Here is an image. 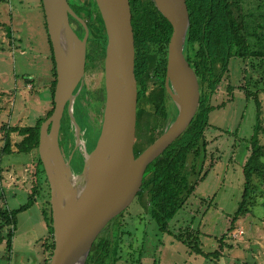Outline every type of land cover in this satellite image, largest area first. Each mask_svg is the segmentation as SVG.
Here are the masks:
<instances>
[{"label":"rangeland","instance_id":"374dc122","mask_svg":"<svg viewBox=\"0 0 264 264\" xmlns=\"http://www.w3.org/2000/svg\"><path fill=\"white\" fill-rule=\"evenodd\" d=\"M88 17L90 30L101 37L99 24ZM44 22L40 0H0V150L2 126L32 125L52 108L49 91L52 62ZM227 68L217 91L210 97L214 109L207 113L208 124L202 131L204 153L196 154L195 146L191 145L177 167L176 182L169 181L171 195L174 191L189 193L176 213L166 217L167 231H160L156 223L163 215L157 210L158 191L149 188L141 189L117 220L121 233L119 255L132 256L139 245L145 248L140 263L132 264H264V180L255 179L258 189L254 206L229 228L243 191L242 168L250 151L255 123V102L251 95L254 92L260 100L258 138L264 144V61L231 57ZM102 78L103 64L87 59L83 87L97 88ZM160 91L158 87L144 139L156 135L167 124V119L153 112ZM88 114L95 129L101 115L94 116L90 111ZM11 135L12 140L16 139L15 133ZM34 153L35 158L21 152L0 157L3 189L0 207L14 209L25 204L38 184L33 202L16 215L11 250L6 249L5 240L0 243V264H44L49 256L45 247V239L48 241L50 235L45 217L50 209L48 185L37 164L35 150ZM153 173L158 181L160 176L156 171ZM172 200L171 196L168 203ZM143 222L149 225L145 233ZM7 229L5 226L1 230L4 236ZM235 230H242V234L233 238ZM186 234L197 236L201 251L221 253V249L222 257L211 260L199 254L197 260L198 253L177 237L181 235L184 239ZM101 237L110 238L111 231L104 230ZM220 238L226 243L221 248ZM124 262L129 264L127 260Z\"/></svg>","mask_w":264,"mask_h":264},{"label":"water","instance_id":"95a60500","mask_svg":"<svg viewBox=\"0 0 264 264\" xmlns=\"http://www.w3.org/2000/svg\"><path fill=\"white\" fill-rule=\"evenodd\" d=\"M91 1L105 39V100L96 130L90 124L87 131L95 133V143L86 149L73 103L84 84L89 17L76 0H41L56 73L52 111L39 125L36 147L48 185L53 240L48 264H85L93 242L139 193L147 169L189 128L209 92V60L192 36L185 0H151L169 24L164 87L176 113L161 131L144 139L157 92L144 32L128 0ZM69 17L81 24V34ZM176 58L183 62L179 84L170 75ZM108 74L114 87L109 110ZM64 112L74 137L71 153L60 143ZM81 146V158L74 159Z\"/></svg>","mask_w":264,"mask_h":264},{"label":"trees","instance_id":"16d2710c","mask_svg":"<svg viewBox=\"0 0 264 264\" xmlns=\"http://www.w3.org/2000/svg\"><path fill=\"white\" fill-rule=\"evenodd\" d=\"M76 1L84 7L88 16L93 18V20L99 24V30L102 33L101 37L98 38L93 31H89L86 58L94 59L95 62L102 64L105 39L94 4L91 0ZM128 1L134 18L144 32L154 60L157 72V89L158 87H161L160 94L156 96L154 101L153 112L157 116L167 119V121L172 120L175 117L176 107L164 87L169 40L168 21L157 10L151 0ZM82 2L86 5L84 6ZM185 3L187 6L192 36L207 53V58L210 64V85L207 100L192 124L178 138V140L172 143L147 169L144 176L141 189L149 188V191H158V196L160 197L157 210H160L163 215L161 219H155L159 226V230L162 232L167 231L166 227L169 219L166 217L176 213L182 204L185 195L189 193L187 192L186 194H183V192L179 193V191H176L175 193L174 191L171 195L169 191L171 190L169 187V181L176 182L177 167L180 165L181 159L187 154L188 148L191 145L195 146L194 152L198 155L205 151L206 143L203 139L202 131L208 124L206 118L207 113L214 109V107L210 105V97L217 91V86L220 84L222 77L228 70V60L231 57H237L243 61L248 59L264 61V0H185ZM69 20L75 21L77 24V33L81 34V24L72 17H69ZM6 36H10L9 29L6 31ZM47 41L52 62L51 74L53 79L50 82L49 91L50 103L51 106H53L52 96L56 73L48 35ZM76 90L77 89H75L74 92H76ZM251 95H253L255 102V123L253 134L250 138V151L242 168L244 180L243 191L238 206L230 219V229H232L233 223L238 218L245 216L254 206V196L258 189L255 179L257 178L260 181L264 180V144L261 143L258 138V130L260 128V100L256 92ZM104 100L105 91L103 81L99 87L94 89H87L82 85L80 91L77 93L73 103V113L80 128H83L86 133L90 130L89 125L91 124L88 117V111H91L94 116H100L102 114ZM51 111L52 108L48 110L44 116L38 117L32 125L2 126L3 144L0 150V157L11 153H29L34 150L36 151L39 125L41 121L51 113ZM78 116L79 122L77 120ZM12 132L20 135L21 139L12 143L10 136ZM60 132H63L64 139L72 141V127L66 112H64L61 120ZM152 137L150 136L149 139ZM95 138V133H93L92 136H89L87 133V139H89L91 143L90 147L95 143ZM178 143H181V145L177 146ZM36 161L37 164L41 166L38 158ZM36 168H38V166H36ZM41 171L43 172L42 166ZM154 171L160 176L158 181L155 179ZM155 183L158 184L157 187H153ZM36 186H38V184L34 185L33 191L30 193L25 204L14 209L0 207V243L5 240V246L8 251L11 250L12 246L11 240L14 235L16 215L18 212L27 209L33 202L34 194L36 193ZM171 196L173 200L168 203V201L171 200ZM0 197H3V189L1 188ZM121 215L122 213L112 219L110 238L99 237L93 242L85 264H115L120 259L121 256L118 253V249L119 236L121 233L118 231L119 223H117V220ZM45 217L50 234L46 249H48L50 256L53 248L50 209L48 214L46 212ZM5 226H7L8 229L4 236L1 230ZM218 240L219 247H222L225 243L223 242V238ZM228 246L230 247V244ZM190 247L194 252H197L206 258L214 259L220 254L218 250L212 253L203 252L196 247L195 244ZM49 256L44 259V264H48Z\"/></svg>","mask_w":264,"mask_h":264},{"label":"crops","instance_id":"0c3cea01","mask_svg":"<svg viewBox=\"0 0 264 264\" xmlns=\"http://www.w3.org/2000/svg\"><path fill=\"white\" fill-rule=\"evenodd\" d=\"M12 133H15V132H12ZM11 133V134H12ZM10 134V136H12ZM16 135V139H14V140H12L11 139V141H12V143H15L16 141H19L20 139H21V136L20 135H18L17 133H15ZM2 141V140H1ZM12 154H16V153H12ZM31 157H34L35 158V153H34V151H31V152H29L28 153ZM142 225H143V227L145 228L144 229V233H145V231L148 229V224H147V222L145 223V222H143L142 223ZM148 233V232H147ZM144 235V234H143ZM181 241H183V242H185L189 247L190 246H192V245H196V247H198V238H197V236L196 235H194V234H186L185 235V237H184V239H182V237H181V235H178L177 236ZM46 242H47V238L45 239V247H46ZM192 242H195L194 244H192ZM151 244V243H150ZM146 245H147V243H146ZM130 247V246H129ZM144 247H139V250H137L136 251V253L134 254V252L133 253H131L132 254V256H129V255H127V256H122L121 254H120V259L115 263V264H122V263H125L124 262V260H127L128 262H129V264H132V263H140V261L142 260V258L144 257V255H145V248L143 249ZM199 248V247H198ZM221 248V247H220ZM200 249V248H199ZM220 251H221V253H220V257H222V250L220 249ZM204 252V251H203ZM218 256V257H219ZM201 256L199 255V254H197V260H198V258H200ZM218 257L216 258V259H218ZM203 258H206V257H203ZM208 259H211V258H208ZM212 260V259H211ZM208 261V260H207ZM211 262V261H210ZM154 263V262H153ZM202 263V262H201ZM215 264V263H214Z\"/></svg>","mask_w":264,"mask_h":264},{"label":"flooded vegetation","instance_id":"af4514ba","mask_svg":"<svg viewBox=\"0 0 264 264\" xmlns=\"http://www.w3.org/2000/svg\"><path fill=\"white\" fill-rule=\"evenodd\" d=\"M90 15H92V14H90ZM70 23L72 24V26H73V28H74V30L77 32V24L75 23V21H72V20H70ZM86 65V64H85ZM78 122H79V116H78ZM168 122V121H167ZM166 125V124H165ZM80 131H81V137H82V139H83V141H84V144L85 145H83L84 146V148H86V149H88L91 145V143H90V141L87 139V133H86V131L83 129V128H80ZM92 134H93V131L91 130L90 131ZM63 132H60V143H61V145L63 146V148H64V150H65V152L66 153H71V151H72V149H73V147H74V137H73V132H72V141L71 140H67V139H64L63 138ZM71 142V145H70V142ZM74 154H73V156L75 157L74 159H80L81 158V155H82V146H81V148H78V150H76L75 152H73ZM77 153V154H76ZM138 195V194H137ZM136 195V196H137ZM135 196V197H136ZM124 211V210H123ZM122 211V212H123ZM121 212V213H122ZM111 222H112V220L108 223V225L105 227V230H111V228H112V224H111ZM144 240V239H143ZM134 242V241H133ZM133 244H131V246H132ZM139 247H140V245H139Z\"/></svg>","mask_w":264,"mask_h":264},{"label":"bare ground","instance_id":"6f19581e","mask_svg":"<svg viewBox=\"0 0 264 264\" xmlns=\"http://www.w3.org/2000/svg\"><path fill=\"white\" fill-rule=\"evenodd\" d=\"M114 55H115V51H113ZM183 70V62L179 59H175L173 62V66L171 67V72L170 75L174 81L175 84H179V80L181 77V73ZM108 101H107V110H109L110 106H111V102H112V98H113V93H114V87H113V83L111 80V75L108 74ZM89 140V139H88ZM85 145V144H84ZM77 154V153H76Z\"/></svg>","mask_w":264,"mask_h":264},{"label":"built area","instance_id":"2783aa9c","mask_svg":"<svg viewBox=\"0 0 264 264\" xmlns=\"http://www.w3.org/2000/svg\"><path fill=\"white\" fill-rule=\"evenodd\" d=\"M242 234V230H235L233 234H231V236L233 238L237 237L238 235Z\"/></svg>","mask_w":264,"mask_h":264}]
</instances>
